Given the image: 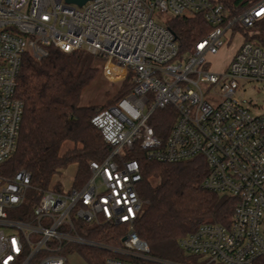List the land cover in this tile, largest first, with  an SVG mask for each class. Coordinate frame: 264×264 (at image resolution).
Instances as JSON below:
<instances>
[{"label":"built area","instance_id":"2783aa9c","mask_svg":"<svg viewBox=\"0 0 264 264\" xmlns=\"http://www.w3.org/2000/svg\"><path fill=\"white\" fill-rule=\"evenodd\" d=\"M201 15L212 27L188 54L175 33L156 20ZM264 19V0L236 16L215 0H0V166L16 151L25 102L17 96L24 56L48 57V47L65 53L85 50L101 58L110 81L132 73L129 92L95 113L91 123L112 147L102 162L90 163L83 188L41 190L24 216L32 187L26 170L0 175V264H68L65 251L85 245L135 260L157 261L135 231L143 209L138 189L140 162L206 161L203 187L237 200L229 225L205 223L180 240L205 264H254L264 257V113L241 95L246 83H264V47L242 31ZM240 41L225 70L213 71L211 57L234 38ZM171 111L174 123L163 138L152 122ZM26 216V215H25ZM86 225H126L123 246L86 238ZM106 264H134L108 258Z\"/></svg>","mask_w":264,"mask_h":264},{"label":"trees","instance_id":"16d2710c","mask_svg":"<svg viewBox=\"0 0 264 264\" xmlns=\"http://www.w3.org/2000/svg\"><path fill=\"white\" fill-rule=\"evenodd\" d=\"M236 16L260 0H215ZM167 26L175 33L180 54L190 53L196 43L212 29L201 15L173 17ZM245 36L264 47V19ZM49 55L37 61L24 56L19 75L17 96L25 102V110L15 153L0 166V175L12 177L26 170L32 187L24 204L25 218L38 203L41 190L61 191L52 186L56 177L69 167L76 168L72 188L81 189L90 177V163L102 162L112 152L100 132L91 123L96 107L81 106L83 91L97 78L101 58L85 50L65 53L54 46ZM132 86L129 73L118 98ZM105 109V108H104ZM171 111H160L152 122L156 134L165 138L174 123ZM70 144L65 148V145ZM140 162L142 181L139 195L144 205L135 222V231L149 246V255L157 261L135 260L85 245H71L65 254H78L88 264H106L108 258H119L134 264H196L195 256H187L180 240L205 223L229 225L237 200L203 187L208 174L206 161L197 157L180 163H161L148 159L138 147L130 155ZM26 215V216H25ZM83 235L108 247L123 246L126 225L103 226L80 224ZM217 264V263H211ZM254 264H264V257Z\"/></svg>","mask_w":264,"mask_h":264},{"label":"rangeland","instance_id":"374dc122","mask_svg":"<svg viewBox=\"0 0 264 264\" xmlns=\"http://www.w3.org/2000/svg\"><path fill=\"white\" fill-rule=\"evenodd\" d=\"M156 20L167 23L169 19L173 18L171 14L158 13L155 16ZM240 38L237 36L234 38L231 44L227 45L222 49L218 55L209 58L211 62V68L213 71L221 72L225 70L229 58L233 54L236 46L239 44ZM99 74L97 78L83 91L80 105L81 106H94L96 107L95 113L106 108L113 101L118 98V94L122 89L124 81H110L105 74V64L104 62L98 63ZM241 95L251 101L253 106L254 113H264V83L251 82L246 83L244 88L241 90ZM70 144L65 145L69 147ZM76 168L74 166L69 167L62 174L55 178L52 186L60 185L62 189H68L74 185V176ZM187 256L189 254L186 253ZM68 264H88L84 258L78 254H69ZM196 264H205L206 257H195Z\"/></svg>","mask_w":264,"mask_h":264},{"label":"water","instance_id":"95a60500","mask_svg":"<svg viewBox=\"0 0 264 264\" xmlns=\"http://www.w3.org/2000/svg\"><path fill=\"white\" fill-rule=\"evenodd\" d=\"M68 3H76L78 5H83L87 0H66Z\"/></svg>","mask_w":264,"mask_h":264},{"label":"crops","instance_id":"0c3cea01","mask_svg":"<svg viewBox=\"0 0 264 264\" xmlns=\"http://www.w3.org/2000/svg\"><path fill=\"white\" fill-rule=\"evenodd\" d=\"M236 49V48H235ZM235 51V50H234Z\"/></svg>","mask_w":264,"mask_h":264}]
</instances>
